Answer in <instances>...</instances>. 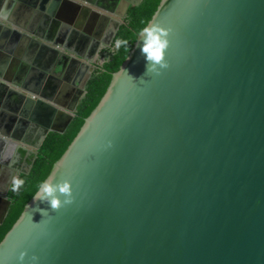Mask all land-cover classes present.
<instances>
[{
    "label": "water",
    "instance_id": "1",
    "mask_svg": "<svg viewBox=\"0 0 264 264\" xmlns=\"http://www.w3.org/2000/svg\"><path fill=\"white\" fill-rule=\"evenodd\" d=\"M153 22L169 67L146 74L138 34L49 173L73 202L32 197L0 264H264V0H160ZM42 108L60 134L76 110Z\"/></svg>",
    "mask_w": 264,
    "mask_h": 264
},
{
    "label": "crops",
    "instance_id": "2",
    "mask_svg": "<svg viewBox=\"0 0 264 264\" xmlns=\"http://www.w3.org/2000/svg\"><path fill=\"white\" fill-rule=\"evenodd\" d=\"M131 1L136 0H0L1 222L10 204L11 177L27 176L46 128H60L61 120H48L42 106L63 113L77 107L135 6ZM62 57L76 60L67 88L52 75Z\"/></svg>",
    "mask_w": 264,
    "mask_h": 264
},
{
    "label": "trees",
    "instance_id": "3",
    "mask_svg": "<svg viewBox=\"0 0 264 264\" xmlns=\"http://www.w3.org/2000/svg\"><path fill=\"white\" fill-rule=\"evenodd\" d=\"M160 0H141L138 5L129 7L124 24L115 35L116 39L128 40L127 50L122 47L113 53L114 46L104 56L107 63L98 66L84 87V95L79 101L73 119L63 133H49L37 152L36 159L27 176H20L26 181L20 192L8 194L10 201L6 215L0 224V241L21 214L23 207L34 196L38 186L49 175L52 166L60 159L78 133L83 121L103 96L114 72L129 54L140 30L146 26Z\"/></svg>",
    "mask_w": 264,
    "mask_h": 264
},
{
    "label": "clouds",
    "instance_id": "4",
    "mask_svg": "<svg viewBox=\"0 0 264 264\" xmlns=\"http://www.w3.org/2000/svg\"><path fill=\"white\" fill-rule=\"evenodd\" d=\"M170 28L162 27L155 22L143 27L139 32L140 52L146 61V74L153 73L160 75L162 70H166L169 64L166 61V52L170 47ZM128 40L116 39L114 42L113 53L118 52L122 47L127 50ZM108 58L105 57L101 64L107 63ZM123 71V70H122ZM124 72V71H123ZM56 172L53 171L46 180L40 183L38 190L33 196L34 201L46 202L54 211L59 210L63 206L70 205L73 202L71 185L67 180L59 183L55 182ZM26 181L17 176H12L10 180V190L13 193H19L24 187ZM64 197L63 202L59 197ZM25 252H21L18 260L23 264ZM38 257L32 256V264H36Z\"/></svg>",
    "mask_w": 264,
    "mask_h": 264
}]
</instances>
